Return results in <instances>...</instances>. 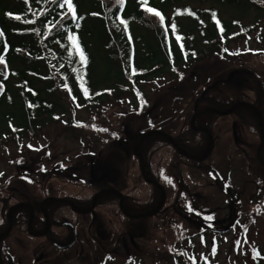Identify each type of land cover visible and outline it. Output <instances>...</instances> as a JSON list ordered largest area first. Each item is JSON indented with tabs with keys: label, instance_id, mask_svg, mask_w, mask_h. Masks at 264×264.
Returning a JSON list of instances; mask_svg holds the SVG:
<instances>
[{
	"label": "rangeland",
	"instance_id": "374dc122",
	"mask_svg": "<svg viewBox=\"0 0 264 264\" xmlns=\"http://www.w3.org/2000/svg\"><path fill=\"white\" fill-rule=\"evenodd\" d=\"M6 2L16 6L22 0ZM182 6L194 10L213 8L225 21L239 20L246 27H255L254 30L250 27V39L242 37L229 41L230 50L241 52L247 48L264 50V0H179L173 7ZM194 36L200 35L196 32ZM119 65L121 67L125 65L121 58ZM182 70L185 71L182 75L171 72L170 69L165 70L157 79L139 84L145 93L143 106L138 103L139 96H135L133 88L135 85L132 86L131 79L127 83L130 88L115 102L111 101L109 104L108 101L102 102V106L98 103V107H87L83 101H80L81 106L74 107L64 94V90H56L49 99L66 110L65 114H60V121L46 125L35 134L22 133L20 136L24 137L21 138L20 145L11 142L9 147H0L2 174L0 231L6 222L8 207L20 198V195H15V198L9 200L11 188L23 189L24 197L32 195L41 199L47 194L58 199H65L68 194L89 197L93 190L90 191L87 186L82 185L80 182L82 180L74 181L67 176L56 178L50 174L51 168L71 165L69 163L78 160L79 157H76L81 155L83 150L86 153L97 152L102 146L112 145L114 141L110 140L120 136L123 128H128L127 131L133 135L154 127L174 136L180 131L187 130L194 102L202 97L208 87L219 81V77L224 76L226 82L217 85L216 91L209 94L218 95L230 103L239 99L254 101V91L264 85V56L236 55L225 58L214 56L212 59L197 63L192 69ZM250 70L253 74L249 72ZM101 72L104 76L112 75L108 67ZM101 75L103 78V74ZM105 79L109 80L107 77ZM113 86L112 82L102 85L104 88ZM42 87L45 85L42 84ZM234 118L218 117L219 127L215 130V137L218 138L216 149L211 158L204 163L189 162L164 144L152 147V154L155 155L152 158V171L156 172V176L157 174L161 176L160 182L168 190L166 209L169 213L146 218L140 222L135 221L141 232L139 238H131L126 233L127 228L125 229L128 221L120 214L118 203L115 202L114 206H110V203L100 207L97 214L103 217L105 223L102 230L106 229L107 234L100 232L97 237L100 236L101 242L102 240L105 242L107 251L100 250L101 244L97 241L92 242L91 264H101L102 261L105 264H190L187 260L189 258L195 259L198 264H264V204H261L264 193L262 196L259 195V205H250L248 195L242 196V204L237 206L240 210L238 213L233 210L222 192L207 186V177L210 179V176L200 172L204 165H209L215 167L225 177L230 174L236 182L234 185L237 190L247 189L246 193L257 190L256 185L259 183L257 181L262 173L258 170V165L253 164L248 158H255V153L248 151L249 148L246 150L243 142L238 143L234 140L235 131L229 128L234 124L232 121ZM74 119L85 122V126L78 125V129L83 131L70 128ZM251 132L254 135L259 134L258 130ZM32 135L34 136L31 137ZM99 137L103 141H100ZM123 138L131 142L132 137L125 135ZM253 140L258 141V138L255 136ZM104 142L108 144L105 145ZM33 164L49 172L39 176L34 169H25ZM123 172L128 174L127 192L139 199L142 204L147 203L152 197V187L141 179L140 167L129 161L128 170ZM88 175L80 174V177L85 179ZM245 180L252 182L244 186ZM182 181L186 182L193 192L194 190L199 192V202L204 209L205 219L212 216L210 222L221 221L219 224L214 223L218 230L229 228L235 217L238 222L232 225V229L216 231L217 234L208 232L201 236L199 234L201 232L195 230L190 219L188 221L187 218H174L172 212L180 191L178 184ZM132 187L135 188L134 192L130 190ZM189 197L187 194H181L186 208L190 204ZM58 206L64 207L63 204ZM16 231L1 248H9V253L13 254L14 261L6 260L7 264H20L19 258L24 264L25 258H32V246L35 247L40 241L30 238L25 232ZM108 234L110 237L106 240ZM237 240L240 241L239 246L235 243ZM25 245L30 246L28 248L30 255L26 253ZM213 248H216L214 256ZM75 264L80 262L77 261Z\"/></svg>",
	"mask_w": 264,
	"mask_h": 264
},
{
	"label": "trees",
	"instance_id": "16d2710c",
	"mask_svg": "<svg viewBox=\"0 0 264 264\" xmlns=\"http://www.w3.org/2000/svg\"><path fill=\"white\" fill-rule=\"evenodd\" d=\"M177 1L73 0L76 11L73 18L66 4L60 7L64 0H22L16 6L0 0V56L5 60L0 64V147L6 148L13 141L19 143L22 133L35 134L46 125L60 121V114H65L66 110L49 99L56 90H64L74 107V102L80 104V101L87 107H98V103L102 106V102H115L128 90L130 79L136 84L145 83L172 66L179 72L182 67L192 69L214 56L225 58L249 51L247 48L241 54L239 50H230L228 42L247 38L251 34L250 27L252 30L255 27H246L238 20L225 21L213 8L173 7ZM149 8H154L155 12H149ZM156 12L164 17L163 21ZM173 22L175 29L171 27ZM196 32L200 36H194ZM120 58L125 61L123 67L119 65ZM107 67L112 75L104 76L101 71ZM111 82L114 83L112 88L102 87ZM212 89L208 91H216ZM198 103L200 110L214 107L212 104L217 102L205 92ZM203 119V116L199 118L201 122ZM78 125L85 126V122L74 119L70 128L82 130ZM183 135L195 149L203 145L206 136L191 129L183 131ZM177 139L184 146L181 136ZM158 140L165 142L154 137L147 143L159 146ZM204 149L189 152L197 155ZM153 157L154 154L151 160ZM150 186L152 197L145 204L130 194L147 210L156 207L160 197L158 189ZM112 198L118 202L116 196H109L108 200ZM79 199L85 201L80 207L87 208L92 195ZM104 205L99 201L97 210ZM27 219V214L19 211L12 234L17 229L16 233L27 234ZM34 223L35 228L41 229L45 219ZM6 227L7 221L0 235ZM59 231L58 227L53 228L54 235Z\"/></svg>",
	"mask_w": 264,
	"mask_h": 264
},
{
	"label": "flooded vegetation",
	"instance_id": "af4514ba",
	"mask_svg": "<svg viewBox=\"0 0 264 264\" xmlns=\"http://www.w3.org/2000/svg\"><path fill=\"white\" fill-rule=\"evenodd\" d=\"M255 97L254 101L251 103L254 104L262 113L264 118V87L260 86V88L256 89L255 91ZM253 92V93H254ZM246 96V95H243ZM214 99L216 100V104L214 105V108H219L221 110H226L231 104L241 101L243 99H239L236 101H233L230 103V101H224L220 96H214ZM249 99V98H247ZM247 101H250L247 100ZM210 105V104H209ZM210 107V106H207ZM204 117L203 122L199 120V128H206L209 129L214 137V149L213 152L216 149V143L218 142V138L215 137V130L219 127V120L218 117H215L213 114H204L202 115ZM235 117L232 119L233 123L229 126L231 130H234V140L236 142H243L246 150L250 152L255 153V158L248 157L249 160L251 159V162L258 165V170H260V173H262L261 177L257 181L258 185L257 190L254 192L246 193L247 189L243 190H237L236 189V182L232 179V176L229 174L227 177L223 176L215 167L204 165L203 168H201L200 172L201 174L210 176L208 178V187H214L219 192H222V194L227 198L229 201V204L232 206L233 210L235 212H238L237 206H241L242 204V196L248 195V201L250 202V205H259L260 198L259 195L264 193V141L261 139L260 134L254 135L251 131L252 130H258L259 132V122L256 113L251 110L250 108H241L238 110H235L230 116L228 117ZM226 118V117H223ZM206 136L203 139V145L201 144V147L199 149H195L192 145V143L185 138L183 135V131H180L178 134H176L175 140L176 142L185 150L195 152L199 151L202 148H205L204 151H202L200 154H193V156H200L203 153H206L209 147L210 138L206 132H202ZM181 136L182 140H184L182 143L185 146H182L179 142L177 137ZM257 137L258 141L253 140V137ZM128 145L124 142V145L126 146L125 149L117 146L116 144H113L112 146H102L99 152L97 153L98 156L93 157L92 155L84 156L82 159L79 157V159L76 161L78 165V169L82 172H89L90 173V179L88 182L91 184V187L95 189V192H99L106 189H116L123 191L127 187V180H128V174L124 173V170H128V162L131 161L139 167V160L134 155L135 153V146L137 145V142L135 139H131V142H127ZM153 146L147 142L143 143L141 147V152L145 160L146 169L149 172V174L153 175L152 173V160L151 155L153 152ZM212 152V154H213ZM211 154V156H212ZM211 158V157H210ZM209 158V159H210ZM208 159V160H209ZM193 162V161H189ZM195 163V162H194ZM27 169H34L35 172L39 173L41 176L42 174H47L48 171H44L39 167H30ZM53 175L58 174L60 170H62L61 167L57 168H51ZM100 170V172L98 171ZM98 173V174H94ZM78 175H80V172H78ZM231 176V177H230ZM78 179H82L80 176H78ZM249 182H252L251 180H245L244 186L247 185ZM256 183V181H253ZM184 181L178 184L180 191L178 192V198L176 199L175 203L176 206L174 208V211H176V214L183 216L185 215L188 218V221L191 220L194 227L199 230L203 231L206 229V232H212V231H224L227 229H232V225L235 224L237 218L233 216V221L229 228L218 230L217 224L221 223L220 220H217L216 222H210L207 220L209 224H207L205 221V218H200L202 216L201 213H204V209L202 205L199 202V192L197 190L192 191V189L185 184ZM206 186V187H207ZM52 188V187H51ZM13 191L15 192H21L23 194V189L15 188ZM185 192L187 195H189L190 204L188 205V208L184 207V200L180 198V194ZM51 195L47 194L46 197H50ZM110 196H116V194L110 195ZM109 196H104L100 202H103V204H106L107 202L112 203L115 202V199L108 200ZM254 197H257L256 199ZM28 202L32 203L36 209L35 214V220L38 219H44L43 211L41 210V204L42 200L40 197L28 195L25 196ZM66 198L73 199V201L76 203V206L80 207L81 199L76 196L72 195H66ZM82 198V197H80ZM71 199V200H72ZM103 200V201H102ZM264 201V198H263ZM262 201L261 204H264ZM88 202V201H86ZM91 202L89 206H91ZM125 203L128 204L131 208V213L133 214H143L146 213L148 208H145L141 204L139 205L136 203L135 200L131 198L130 195H126ZM67 205V206H66ZM64 207L59 206H50L47 205L45 210L48 213V217L50 220L51 225V231L49 232V235L46 238L40 239L39 243L35 245V247L32 246L31 254L32 258H25L24 264H75V262L79 261L80 264H91V255L93 254L91 251L92 242L97 241V243L101 244L100 250L107 251L106 246H104L105 242L102 240L100 236L97 237V234L100 232H103L104 234H107V230H102V227H104L103 223L104 219L101 215H98L97 213L93 212L92 214L88 215H81L73 211V209L66 204ZM127 205V206H128ZM88 206V207H89ZM87 207V209H88ZM191 208V210H190ZM169 213L167 209H165L161 214ZM195 213V215H194ZM195 216V217H194ZM86 218L87 220H84ZM190 219V220H189ZM142 220H139L140 222ZM214 224L215 226H211V224ZM35 224V223H34ZM35 226V225H34ZM58 227L59 232H57L54 235L53 228ZM45 228V225H44ZM127 228V229H126ZM126 233L131 238H139V233L141 230L139 229L138 225L135 224V221H128L127 226L125 227ZM124 229V230H125ZM76 230V232H75ZM144 232V231H143ZM146 233V232H144ZM96 234V236H95ZM76 236V237H75ZM110 234L106 236V240L109 239ZM119 240V239H118ZM26 253L29 254L30 246L25 245ZM9 248H0V256L5 258V260H12L14 261V257L9 253ZM13 253H15L13 251ZM30 255V254H29ZM18 262L20 264L22 263V260L19 258ZM103 262V261H102ZM7 264V263H5Z\"/></svg>",
	"mask_w": 264,
	"mask_h": 264
},
{
	"label": "water",
	"instance_id": "95a60500",
	"mask_svg": "<svg viewBox=\"0 0 264 264\" xmlns=\"http://www.w3.org/2000/svg\"><path fill=\"white\" fill-rule=\"evenodd\" d=\"M238 107H245V108H250L251 110H253L256 115H257V118H258V122H259V126H260V133H261V136L262 138H264V121H263V116L261 114V112L259 111V109L254 106L253 104H250V103H247V102H238L236 104H234L230 109H228L227 111H220L218 109H207L205 111H202L198 114H196L193 118H192V126L194 125V122H195V119L197 118V116L201 113H208V112H213V113H216L220 116H228L230 115L236 108ZM199 131H206L209 136H210V146H209V149H208V152L206 153L205 156L201 157V158H198V157H194V156H191L190 154H188L184 149H182L175 141L174 139L167 135L166 133L162 132V131H159V130H151V131H148L146 133H143V134H140L138 136V138L140 139V142L137 144L136 146V149L138 147L141 146L142 142L151 137V136H154V135H159L163 138H165L170 144H172L177 150L178 152L182 155V156H185L186 158L190 159V160H193V161H197V162H203V161H206L210 155L212 154L213 152V149H214V137L212 135V132L209 131L208 129H200ZM136 151V150H135ZM140 160L143 162V158L138 155ZM145 167H146V164L143 163V176L145 178V180L151 184H153L154 186L158 187L162 193V200H161V203L159 205V207L152 211V212H149L147 214H138V215H132L130 213H128L125 208H124V196L123 194L119 193L118 191H113L115 193H117L120 197V206H121V209H122V212L128 217V218H133V219H139V218H149V217H153L155 215H157L165 206L166 204V201H167V194H166V190L164 189V187L158 182V181H155V180H149L147 178V175H146V170H145ZM105 192L107 191H103V192H100L98 194H96L94 197H93V203H92V206L91 208L88 210V211H79L77 210L75 207H74V203L73 201H70V200H66V199H58V198H50L49 199V202H65V203H68L70 204V206L77 212L79 213H82V214H89L94 208H95V205H96V202L98 200V198L103 195ZM26 206H31V216H30V219H29V222H28V232L31 236H36V237H43L47 234V232L50 230V224H49V219L47 217V214L45 213V216H46V223H47V227H46V230L45 232L43 233H35L32 231V223H33V218H34V207L31 205V204H28V203H19V204H16L14 206H12L8 213H7V219H8V227H7V230L5 232L4 235L0 236V244L3 243L8 237L9 235L11 234V231L13 229V215L14 213L20 209V208H23V207H26ZM0 264H3V260L0 256Z\"/></svg>",
	"mask_w": 264,
	"mask_h": 264
},
{
	"label": "snow or ice",
	"instance_id": "6c2138e0",
	"mask_svg": "<svg viewBox=\"0 0 264 264\" xmlns=\"http://www.w3.org/2000/svg\"><path fill=\"white\" fill-rule=\"evenodd\" d=\"M145 2H147V0H145ZM65 4L68 6V9L72 13L73 18H75L76 17V11L73 8V0H64V3L61 4L60 7H64ZM148 11L149 12H155V9L154 8H149ZM155 14L157 16H159L162 21L164 20V17L159 12H156ZM217 22L219 23V21H217ZM171 27H172V29H175L176 28V24L173 22L172 25H171ZM0 34H2V33H0ZM177 39H179V37H177ZM81 55H83V53H81ZM4 63H5L4 58L2 56H0V64H4ZM87 91L88 90L85 89V94H87ZM29 147H31V145H29ZM0 175H2V174H0ZM190 210H191V208H190ZM207 219L208 220H212L213 217L212 216H208ZM246 230L247 229L245 228V231ZM235 243H236L237 246H239L240 241L237 240ZM215 254H216V248H213L212 249V255L214 256Z\"/></svg>",
	"mask_w": 264,
	"mask_h": 264
}]
</instances>
